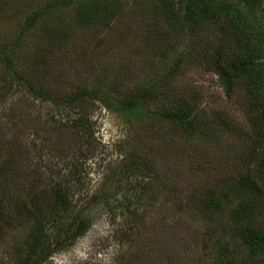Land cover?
<instances>
[{"label": "rangeland", "instance_id": "rangeland-1", "mask_svg": "<svg viewBox=\"0 0 264 264\" xmlns=\"http://www.w3.org/2000/svg\"><path fill=\"white\" fill-rule=\"evenodd\" d=\"M96 1L109 11L119 0H0V264H20L28 252L30 222L26 214L15 215L22 213L20 202L37 190L43 197L66 175L80 177L74 203L79 208L91 201L86 213L92 226L33 264H215L213 234L223 239L226 218L211 222L197 206L238 176L227 165L242 144L231 137L217 138V144L192 142L179 123L157 114L160 105L151 106L156 113L133 115L104 106L99 95L128 93L148 76L162 78L158 34L150 33L151 24L163 28L172 46L165 63L175 59L188 38L166 24L151 0H121L118 17L104 12L99 17ZM83 13L96 19L82 22ZM54 28L69 29L70 37L34 51L35 40L47 39ZM4 52L19 59L12 69L17 75L5 64ZM198 60L189 53L172 87H196L203 91L204 105L230 110L246 122L240 97L229 99L218 74ZM36 75V83L53 95L91 90L87 116L80 117L76 106L55 111L50 101L17 81ZM138 149L143 153H132ZM136 162L151 164L152 174L136 170ZM95 194H100L97 201Z\"/></svg>", "mask_w": 264, "mask_h": 264}, {"label": "trees", "instance_id": "trees-1", "mask_svg": "<svg viewBox=\"0 0 264 264\" xmlns=\"http://www.w3.org/2000/svg\"><path fill=\"white\" fill-rule=\"evenodd\" d=\"M151 1L165 14L167 25L169 23L186 34L188 40L185 48L173 61L165 63L172 46L167 45L168 40L161 31L163 28L157 27L154 22L149 27L151 34H158L156 46L160 45V56L157 57L163 60L162 78L148 76L147 80L135 84L128 93L106 92L103 96L99 95V101L109 109L128 115L142 111L157 112L160 117L179 123L192 142L208 139L217 144V138L228 140L231 137L242 144L240 152L227 165L228 169L233 168L234 174L237 169L238 176L235 178L233 175L234 178L227 181L214 197L203 201L204 205L198 204L197 208L202 217H209L211 222L219 217L226 218L223 239L218 240L219 235L213 234L215 264L264 262V0ZM93 5L102 9L99 17L103 16V12L113 17L122 15L116 12L121 11V0L116 1V8L109 11L103 9V1H96ZM80 19L93 23L96 15L83 13ZM69 33V29H51L47 39L35 40L36 45H32V49L53 47L57 42L67 40ZM211 42L214 43L212 49L204 48ZM4 53L5 64L17 75L12 69L19 59ZM189 53H195L206 70L218 74L229 99L235 94L236 99L240 97V109L246 115V122L230 110L211 109L204 105L203 91L196 87H172L171 83L178 72L183 71ZM24 76L16 77L18 83L35 97L50 101L55 111L76 106L80 117L87 116L88 100L94 98L88 96L91 90L87 93L83 87L68 95L57 96L36 83L39 80L37 75L33 79ZM153 105H160V110L153 107L154 112L151 109ZM196 149L201 155V147ZM132 153L138 155L143 152L138 149L132 150ZM133 166L136 170L153 172L151 164L136 162ZM134 168L129 166L127 169ZM80 182V177L66 175L49 186L43 197L42 191L37 190L32 192L28 201L20 202L22 213L16 211V218L26 214L25 220L30 222L26 241L28 252L20 264H33L38 256L48 257L89 231L92 220L86 211L91 201L79 208L74 203L77 194L75 185ZM2 190L10 192L5 188ZM99 195L95 194L92 199L97 201ZM105 199L110 206V197L106 196ZM3 214L4 211L0 210V215Z\"/></svg>", "mask_w": 264, "mask_h": 264}]
</instances>
